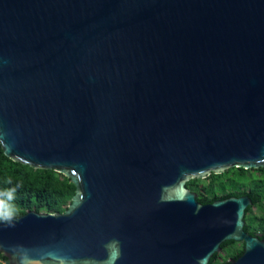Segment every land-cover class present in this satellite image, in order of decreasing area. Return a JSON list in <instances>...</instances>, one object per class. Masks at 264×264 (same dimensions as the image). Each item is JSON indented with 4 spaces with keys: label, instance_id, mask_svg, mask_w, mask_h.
<instances>
[{
    "label": "water",
    "instance_id": "obj_1",
    "mask_svg": "<svg viewBox=\"0 0 264 264\" xmlns=\"http://www.w3.org/2000/svg\"><path fill=\"white\" fill-rule=\"evenodd\" d=\"M0 143L75 185L0 223L8 264H264L248 196L186 187L264 167V0H0Z\"/></svg>",
    "mask_w": 264,
    "mask_h": 264
},
{
    "label": "trees",
    "instance_id": "obj_2",
    "mask_svg": "<svg viewBox=\"0 0 264 264\" xmlns=\"http://www.w3.org/2000/svg\"><path fill=\"white\" fill-rule=\"evenodd\" d=\"M8 178L12 179L13 185H21L17 192L18 217L29 210L63 212L75 193V185L68 177L53 169L33 168L13 161L4 154L0 143V189L9 186L5 183ZM186 187L196 192V199L203 204L242 195H249L253 203H256L257 200L253 198L255 196L250 192L257 193L260 201L264 199V167H230L219 174L211 172L202 179L191 178ZM250 212L251 206H248L245 219L250 216ZM262 218L264 219V216ZM246 225L244 230L248 232ZM243 246V243L239 244L234 240L222 242L221 251L214 253L208 264H229L231 259L240 256ZM0 264H8L7 257L1 251Z\"/></svg>",
    "mask_w": 264,
    "mask_h": 264
},
{
    "label": "clouds",
    "instance_id": "obj_3",
    "mask_svg": "<svg viewBox=\"0 0 264 264\" xmlns=\"http://www.w3.org/2000/svg\"><path fill=\"white\" fill-rule=\"evenodd\" d=\"M8 187L0 189V223L13 226V221L18 217L17 192L21 187L19 183L13 185L11 178L5 180ZM29 257L22 252L17 264H27Z\"/></svg>",
    "mask_w": 264,
    "mask_h": 264
},
{
    "label": "flooded vegetation",
    "instance_id": "obj_4",
    "mask_svg": "<svg viewBox=\"0 0 264 264\" xmlns=\"http://www.w3.org/2000/svg\"><path fill=\"white\" fill-rule=\"evenodd\" d=\"M247 191L250 192V190ZM250 194L255 196L253 198L257 201L256 203H253L249 195H242V196H248L252 201V204L249 205L251 206L250 216H247L246 219L244 216L245 223L247 224L245 225L247 226L249 234L258 236L260 239H264V219L262 218L264 216V199L260 201V196L257 193L250 192ZM238 242L239 244L243 243L244 245L243 241H238Z\"/></svg>",
    "mask_w": 264,
    "mask_h": 264
}]
</instances>
